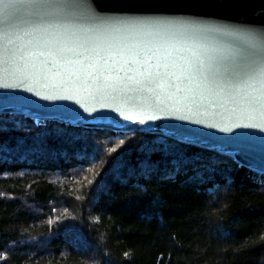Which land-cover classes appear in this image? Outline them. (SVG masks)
<instances>
[{
	"label": "trees",
	"instance_id": "1",
	"mask_svg": "<svg viewBox=\"0 0 264 264\" xmlns=\"http://www.w3.org/2000/svg\"><path fill=\"white\" fill-rule=\"evenodd\" d=\"M0 264H264V171L165 133L0 113Z\"/></svg>",
	"mask_w": 264,
	"mask_h": 264
},
{
	"label": "water",
	"instance_id": "2",
	"mask_svg": "<svg viewBox=\"0 0 264 264\" xmlns=\"http://www.w3.org/2000/svg\"><path fill=\"white\" fill-rule=\"evenodd\" d=\"M5 29L14 43L0 39V55H7L5 47L24 51L17 52L15 64L0 63V113L165 133L235 154L264 171V127L245 126L264 119L244 111L232 87L243 88L246 75L264 67V0H0V33ZM253 41L250 59L237 55L249 51ZM61 47L76 48L81 55L72 58L82 63L66 65L58 55ZM189 49L206 62L231 57L226 63L238 66L239 77L223 91L209 85L211 92L198 89L195 81H185L180 92H151L135 83L153 65L175 61L179 67L182 57L195 59ZM49 50L58 65L76 75L51 62L42 65L52 59L47 56L28 57L27 67L20 59ZM103 67L114 71H97ZM178 67L170 70L179 74ZM248 83L259 87L255 80Z\"/></svg>",
	"mask_w": 264,
	"mask_h": 264
},
{
	"label": "snow or ice",
	"instance_id": "3",
	"mask_svg": "<svg viewBox=\"0 0 264 264\" xmlns=\"http://www.w3.org/2000/svg\"><path fill=\"white\" fill-rule=\"evenodd\" d=\"M7 19V17H5ZM7 38V44H13L14 41L8 37L7 30H3L0 33V39ZM19 39V37H17ZM31 44V41H29ZM26 47V46H25ZM256 45L255 42H251L250 50L243 53H237V55H243L247 58H251L254 54V49ZM23 48L17 49H8L5 47V52L7 55H0V63L5 65L15 64V57L17 52H23ZM191 52L192 57L195 59H189L188 57H182L184 60L183 66H177L175 61L171 64L165 63L163 65L156 64L151 67V70L145 69V71L140 72L139 75L143 77V80H137L135 83L140 85L142 89L147 91L155 92L157 88L166 89L172 88L176 92L182 91L181 84L187 81L189 84L196 82L197 88H202L204 91L211 92L212 88L209 85H215L216 88L221 91L224 90L228 84H232V81L237 79L238 76V66L234 64L226 63V58L232 59L231 57H208L207 62L204 59H201L196 52H192L191 49L188 50ZM58 55L61 60L65 61L66 65L75 66L79 65L82 62L79 59H73L72 57H79L81 53L74 47H61L58 50ZM50 57L49 59H44L41 62L42 65H47L49 62L53 64L54 68L63 69L67 72L69 76H75L76 72H73L70 67H65L63 64L58 65L55 57V54L49 50L47 53L33 52L30 51L26 55H21L20 59L25 60V67L28 66L27 58L34 57L36 60H40V57ZM135 62V61H134ZM32 68H36V63L31 64ZM179 74L176 71H171L170 69L177 68ZM163 69V70H161ZM7 71V69H5ZM17 71L20 69L17 68ZM87 75H92L93 73L88 72L87 68L81 69ZM98 72L107 73L109 71H114V69H109L107 67L97 68ZM60 74L59 70L56 73ZM247 80L243 81L244 87L241 88L238 85L232 84V87L235 90V96H239L240 100L236 101L242 103L246 107L244 111L258 113L261 119H264V67L258 68V70L253 71L246 75ZM131 79V77H129ZM250 80H255L259 87H253L252 84L248 83ZM220 82H224L223 86ZM251 89V91H249ZM189 92H192L193 89L187 88ZM203 92H201V95ZM235 96L233 99L235 101ZM155 117H149V119H154ZM126 119H131V117H126ZM144 123V121H140ZM246 127H264V124H251L245 125Z\"/></svg>",
	"mask_w": 264,
	"mask_h": 264
}]
</instances>
